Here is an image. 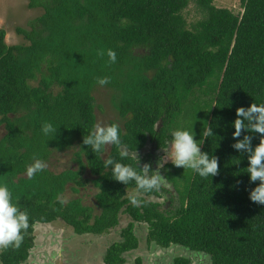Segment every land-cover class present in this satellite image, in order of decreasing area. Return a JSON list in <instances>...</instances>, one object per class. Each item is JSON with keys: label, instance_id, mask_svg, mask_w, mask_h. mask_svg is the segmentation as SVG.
I'll use <instances>...</instances> for the list:
<instances>
[{"label": "trees", "instance_id": "obj_1", "mask_svg": "<svg viewBox=\"0 0 264 264\" xmlns=\"http://www.w3.org/2000/svg\"><path fill=\"white\" fill-rule=\"evenodd\" d=\"M193 1L199 17L188 22L190 0H28L42 13L28 21L29 28L16 27L27 43H6L0 28V183L9 185L30 223L19 249H0V264L26 262L36 223L59 218L75 234H100L123 214L131 220L106 248L105 264H124V253L139 249L134 222L146 223L148 247L178 245L207 255L208 264H264V205L249 200L255 184L246 173L247 157L231 147L230 124L237 107L264 103V0H240L238 11L213 0ZM108 50L116 52V63H108ZM103 76L110 77L104 87L119 116L108 125L120 126L131 154L145 150L147 140L166 148L169 129L194 124L202 151L219 158V175L204 179L170 162L165 168L174 171L168 172L172 190H159L170 204L150 200L159 196L154 191L140 194L147 203L133 207L135 183L123 185L103 167L108 157L121 161L120 147L94 155L82 143L101 109L93 91ZM45 121L58 129L52 140L41 133ZM207 127L214 137L202 136ZM76 145L77 169L55 173L46 167L27 177L34 156L47 162ZM152 157L147 152L139 166L154 168ZM121 162L135 166L131 156ZM85 168L98 189L100 212L92 220L80 198H61L68 187L77 192L83 186ZM129 189L135 194L127 195ZM132 264H142V257ZM172 264L195 263L177 256Z\"/></svg>", "mask_w": 264, "mask_h": 264}, {"label": "clouds", "instance_id": "obj_2", "mask_svg": "<svg viewBox=\"0 0 264 264\" xmlns=\"http://www.w3.org/2000/svg\"><path fill=\"white\" fill-rule=\"evenodd\" d=\"M98 54L100 56L104 55L102 51ZM107 57L108 63L114 64L117 62L115 51L108 50ZM109 82L110 77L107 76L96 78V83L100 86H104ZM230 124L232 129H234L232 131V139L235 141L231 147L241 154L240 157H247L248 166L246 167V173L249 183L255 184V187L248 190L249 200L258 205H264V103H252L247 107H237L235 109V119ZM193 126L194 124L189 129H169L168 147L163 148L168 158L164 159L165 156L159 158L156 161L155 168L152 167L151 163H145L143 167L139 166L140 160L137 154L133 155L126 147H123L122 130L116 123L96 125L94 130L83 136L82 143L94 155L102 154L107 146L114 145L121 149L119 152L121 161L130 156L132 157L135 166L108 157L103 160V167L111 171L113 180L123 185L135 183L138 195L130 197V203L133 207H140L147 203V201L139 198L140 194L152 193L161 189L165 181L164 172L167 171L165 165L169 161L174 167L184 170L190 169L204 179L210 177L212 180L213 177L219 175V158L202 151L201 146L204 140L196 139ZM41 133L44 137L52 140L57 136L58 129L52 122L45 121L41 125ZM202 136L207 138L214 137L215 134L212 127L205 128ZM256 138H258L259 142L253 145V140ZM147 141L149 142V140ZM148 142H146V145ZM46 167L47 164L43 159L34 156L32 163L26 166V175L29 179H33L37 174L42 173ZM29 227L28 212L22 210L18 203L13 202V192L9 185L0 183V249L9 247L19 249L24 241V234L27 233ZM114 227L108 230H114ZM121 229L117 232L119 238L113 242L122 238ZM131 252L133 251L124 253L126 264H132L136 257L129 259L128 255Z\"/></svg>", "mask_w": 264, "mask_h": 264}, {"label": "rangeland", "instance_id": "obj_3", "mask_svg": "<svg viewBox=\"0 0 264 264\" xmlns=\"http://www.w3.org/2000/svg\"><path fill=\"white\" fill-rule=\"evenodd\" d=\"M28 0H0V28L5 29V41L8 44L14 43H24L25 39L22 35L16 33L15 29L18 26L29 28L28 21L39 16L42 13V8L35 7L29 8L27 6ZM214 5L218 7H227L234 11H238L240 7V0H213ZM188 13H186V20L188 22L193 21L199 17V12L194 6V1L190 0L189 7L187 8ZM95 97V102L101 109H95V126L96 125H108L110 120L118 119V113L112 105L113 94L109 88L104 86H97L93 91ZM187 115V114H184ZM185 119V118H183ZM189 118H186L187 120ZM179 128H184V126H179ZM175 129V128H174ZM185 129V128H184ZM4 132L2 126H0V135ZM155 146L149 145L145 146V151H140L137 154L142 162L146 161L147 152L153 155L154 168L156 167V161L164 157L168 158L167 153H165L163 148H153ZM168 147V145H167ZM166 147V148H167ZM108 148V146H107ZM78 149V146H74L71 149H67L63 152H55L50 159L46 162L47 167L55 173H58L64 169H77L78 164L74 160V152ZM135 154V153H134ZM170 163V161L168 162ZM167 163V164H168ZM144 165V163H142ZM169 169V168H167ZM174 172L173 170H167L164 172L165 181L164 186L172 190L171 181L168 178V172ZM83 186L78 187V191H73L68 187L65 192L62 193L61 198L67 202L72 198H80L82 204L87 205L91 208L90 213H92V218L98 215L100 212L97 206V200L95 194L98 189L96 188L94 182L92 181L93 176L89 173L88 169L85 168L82 172ZM163 192H159V196H150V200H155L161 202L163 206H168L170 202L163 196ZM174 193V191H173ZM135 194L134 190L129 189L127 195ZM167 195L166 193H164ZM119 223L113 228L114 230H107L100 234L88 233L86 236L84 234H75L72 227L66 224L62 219H56L49 223H40L34 225V244L29 251V257L23 264H86L87 255L96 252L100 249V246L91 247L89 244L83 246L80 249L82 243H87L86 239L89 237L104 240V236L109 234L110 238L118 237L119 229L127 226L128 221L131 220L128 215L123 214L120 217ZM134 232L139 237V249L134 250L128 255L129 259H133L135 256L142 257V264H171L174 257L183 256L189 257L192 263L195 264H208L209 258L207 255L199 252H192L178 245H173L165 249H160L154 244L150 247L145 245V236L147 232L146 223L134 222ZM114 231V232H113ZM114 239V238H112ZM96 241H92L94 243ZM150 248V249H149ZM103 249L101 248L100 251ZM87 251V252H86ZM75 252V255H72ZM69 257H71L69 259ZM73 261V262H72Z\"/></svg>", "mask_w": 264, "mask_h": 264}, {"label": "crops", "instance_id": "obj_4", "mask_svg": "<svg viewBox=\"0 0 264 264\" xmlns=\"http://www.w3.org/2000/svg\"><path fill=\"white\" fill-rule=\"evenodd\" d=\"M86 234L87 233H84V235L86 236ZM109 234H107V235H105L104 236V240H102V239H97V238H94V237H92V238H88V239H86V242L87 243H82L81 245H80V249L83 247V246H86L87 244H89L91 247L93 246V247H95V246H100V249H97L96 250V252H93L92 254H89V255H87V261H86V264H105L104 262H103V254H104V252H105V250H106V248L108 247V245L109 244H111L115 239H117V238H115V237H112V238H114V239H112V238H110L111 240H109L108 238H109ZM92 241H96V242H94V243H92ZM101 248L103 249L102 251H100L101 250ZM82 250V249H81ZM87 252V251H86ZM76 253L75 252H72V255H75ZM71 257H69V259H70ZM127 258V257H126ZM73 262V261H72ZM126 264V263H125Z\"/></svg>", "mask_w": 264, "mask_h": 264}, {"label": "flooded vegetation", "instance_id": "obj_5", "mask_svg": "<svg viewBox=\"0 0 264 264\" xmlns=\"http://www.w3.org/2000/svg\"><path fill=\"white\" fill-rule=\"evenodd\" d=\"M152 144V146H155L156 147V145H155V142H148V144H147V146H149V145H151ZM146 146V145H145ZM142 151H145L144 149L142 150ZM163 194V196L168 200V202H170V199H168V195H165L164 193H162ZM161 203V202H160ZM161 204H164V202L163 203H161ZM170 204V203H169Z\"/></svg>", "mask_w": 264, "mask_h": 264}, {"label": "water", "instance_id": "obj_6", "mask_svg": "<svg viewBox=\"0 0 264 264\" xmlns=\"http://www.w3.org/2000/svg\"><path fill=\"white\" fill-rule=\"evenodd\" d=\"M148 142V141H147ZM143 167V166H142Z\"/></svg>", "mask_w": 264, "mask_h": 264}]
</instances>
